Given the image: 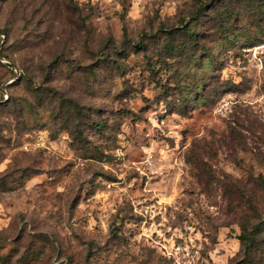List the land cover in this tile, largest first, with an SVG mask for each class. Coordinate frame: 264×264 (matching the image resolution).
<instances>
[{
	"label": "rangeland",
	"instance_id": "rangeland-1",
	"mask_svg": "<svg viewBox=\"0 0 264 264\" xmlns=\"http://www.w3.org/2000/svg\"><path fill=\"white\" fill-rule=\"evenodd\" d=\"M0 264H264V0H0Z\"/></svg>",
	"mask_w": 264,
	"mask_h": 264
},
{
	"label": "trees",
	"instance_id": "trees-1",
	"mask_svg": "<svg viewBox=\"0 0 264 264\" xmlns=\"http://www.w3.org/2000/svg\"><path fill=\"white\" fill-rule=\"evenodd\" d=\"M125 30V29H124ZM186 31H187V33H190V35H192L193 34V30H192V28L191 27H189L188 29L186 28ZM124 35V38H126V34H125V32L123 33ZM94 125H100L99 123H95ZM256 229H258V226L256 225L255 227H254V229L253 230H256ZM245 238V240H246V242H251V241H253L254 240V238L255 237H253V235H251L250 233H249V235L248 234H242V238Z\"/></svg>",
	"mask_w": 264,
	"mask_h": 264
}]
</instances>
